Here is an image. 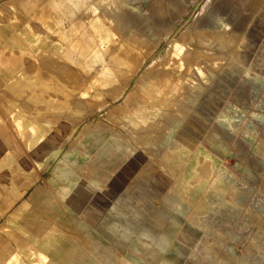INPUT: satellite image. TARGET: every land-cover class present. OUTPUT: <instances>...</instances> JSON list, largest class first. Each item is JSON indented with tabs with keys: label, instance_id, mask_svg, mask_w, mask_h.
<instances>
[{
	"label": "rangeland",
	"instance_id": "1",
	"mask_svg": "<svg viewBox=\"0 0 264 264\" xmlns=\"http://www.w3.org/2000/svg\"><path fill=\"white\" fill-rule=\"evenodd\" d=\"M111 2L108 11L118 17L114 27L120 39L111 44L105 37L97 41L102 56L93 57L86 73L78 60L68 58L63 59L67 67L50 69L61 79L77 71L66 83L74 88L82 85L79 91L88 93L86 104L76 101L70 105L79 110H71L70 131L59 154L70 158L62 166L68 173L63 180L59 178L61 169L55 174L58 159L53 156L46 165L35 163L32 170L15 176L22 198L0 185V208L5 210L0 226L13 227L12 213L24 199L32 202L33 190L40 188L65 198L76 212L73 216L94 231L90 235L105 234L113 221L115 235L132 228L131 236L144 247L141 253L150 264H178L175 258L183 257L180 252L176 257L168 254L177 242L189 253L179 264L195 262L197 251L201 258L196 264L207 263L212 254L217 257L214 264H264V0ZM3 12L11 14L10 9ZM101 16L105 20L104 14ZM39 24L35 28L45 31L47 27ZM16 27L20 32L22 26ZM50 35L58 38L56 32ZM133 35L140 50L122 57L128 63L124 70L120 58L110 55L111 49L132 41ZM175 42L191 50L183 67L174 57ZM52 58L57 55L50 53L46 59L53 62ZM38 64L42 74H50L41 60ZM105 65L115 67V74L106 75ZM27 67L30 70L36 64L29 62ZM199 67L204 75L199 74ZM165 68L175 70L172 80L173 75L183 77L181 89L166 84L171 76L165 78ZM97 72H103L99 79L95 78ZM220 81L228 87L218 89ZM90 82L102 84L99 96H94L97 89L88 92L85 85ZM149 88L160 90L157 97H150ZM3 91L12 93L9 87ZM2 104L0 108L5 109ZM130 113L139 114L143 122L129 124L126 115ZM192 114L203 118V125L191 118ZM102 132L107 135L98 141L95 135ZM109 139L118 145L104 160L99 155L100 145ZM65 185H69V194L59 189ZM86 189H90L88 193ZM79 201L87 202L88 219L93 224L79 214L84 208ZM189 222L208 233L210 251L196 250L189 243ZM26 229L13 230L19 238L6 236L21 246L29 240L23 234ZM72 234L79 232L68 235Z\"/></svg>",
	"mask_w": 264,
	"mask_h": 264
},
{
	"label": "bare ground",
	"instance_id": "2",
	"mask_svg": "<svg viewBox=\"0 0 264 264\" xmlns=\"http://www.w3.org/2000/svg\"><path fill=\"white\" fill-rule=\"evenodd\" d=\"M110 3H112L111 0H93L88 9L91 15L88 16V26L85 27L84 32L77 33V30L79 31L80 27H78L77 30L75 28H71L73 31L71 32L70 36L71 38H75L79 44H72L73 46L67 47L66 49L65 45L60 44L58 41L51 40L48 34L45 33L44 35L42 32L37 33L32 29L26 28L24 31V36L30 46V49L27 51V53L30 59L34 61V64H36V67L32 68L28 73L22 71L17 77L9 80L5 84L3 83L7 79L0 81V95L7 94L8 96H5L6 98L4 99L0 98V103H3L2 105H6L5 109L0 108V185L8 186L10 191L16 194L17 199L22 197L21 193L17 190L15 176L32 170L35 167V163L43 166L47 160L53 156H57L58 163L55 174L58 173V169H61L59 172L61 176L59 178L62 179V177L68 173L67 169L62 168V166L66 164L70 158L60 156L59 154L62 150H60L62 145L61 143L64 137L70 131V118L72 117L71 110H79V108H71L70 105L76 101L86 104V96L88 93L79 91L82 85L74 88L73 86L66 83L68 79H72L77 75V71L76 73L65 76L63 79H61V76H55L52 74L50 69H56L57 66L59 68H63V66L67 67V62H64L63 59L68 58L70 60H78L79 65H81L82 72L86 73V71L90 70L88 67L93 61V57L102 56L103 48L100 47V44L97 43V41H101L103 37H105V42H109L107 44H111V42H116L120 39V35L115 33L114 27L118 23V17L110 15V12L108 11ZM102 14H104L105 20L102 19ZM120 22H122L121 19L119 20V23ZM104 23L106 24V29H103ZM205 33L206 32H204V34ZM208 36H210V34ZM134 40L135 37L133 35L132 41L129 40L127 43L115 45L113 47L116 49H111L110 55H117L120 58V67L124 68V70L126 69L125 67L128 65V63L123 58H128L133 54V52L138 53L140 50L139 44H136ZM88 41H90L89 46L84 47L85 43ZM174 47L175 51L173 53L174 57L176 58V63L180 67H183L186 61L185 56H189L191 54V50L186 49V47L180 42H175ZM120 49L122 50V53ZM50 53L57 55V59L52 58L53 62L46 59L49 57ZM187 58L189 59V57ZM200 58L202 57L200 56ZM39 60H41L45 68H48L50 74L45 75L40 72L42 67L37 62ZM0 61H2L1 56ZM68 62L71 61L68 60ZM46 64L52 66L49 68ZM75 67L70 65V68ZM201 67H199L197 70L199 74L201 73L204 75L200 69ZM180 70L182 69L180 68L178 71ZM105 72L106 75H113L115 74L116 69L115 67L105 65ZM173 73H175L174 69H164L163 75L165 78L169 77L166 76V74L171 76L170 79L166 78V84L170 83L174 89H181L184 84L183 77L173 75L174 79L172 80ZM96 74L97 76L95 78L99 79L101 78L103 72H97ZM225 74H228V72L225 71ZM163 75L162 77L164 78ZM159 76L161 75L159 74ZM109 81L114 82L117 80L111 79ZM85 86L89 87V93L92 90H98V94L94 93V96H99L103 87L100 82H97V85L94 82H90ZM223 86L228 87V83L225 81L218 82V89H223L221 88ZM7 87H9L10 90L12 89L11 94L8 91H3V88ZM188 88H191V86H188ZM53 89L54 91H52ZM159 91V89L149 88L148 92L149 95H151L150 97L155 98L159 94ZM142 105L145 109L146 105ZM43 111L46 112L43 113ZM191 118L197 120L196 122L201 121L200 123L203 125V118L197 116L196 114H192ZM126 120L129 122V124L133 125L138 124V122H143L140 115L135 113L126 115ZM171 121L172 120H170V122ZM129 128H133L132 125H129ZM106 135V132H102V134L95 136L98 138V141H100ZM115 141L111 142L109 139L104 145H102V142L99 151V155L102 159H104L109 154V151L116 150L114 147H117L118 141ZM64 161L66 162L63 163ZM191 167L192 166H190L189 170H192ZM252 170L255 169L253 168ZM257 171L259 172L258 169ZM68 184L70 185V183ZM69 185L60 186L59 189L63 193L69 194ZM197 193L198 192H196L194 198H197ZM72 200L77 199L72 198ZM78 203H80V201ZM83 205L84 204L82 203L79 204L80 207ZM251 207L253 208V206ZM3 212H5V210L0 208V217ZM73 213H76L75 210L70 206L69 202L65 198L58 197L51 192L46 193L40 188L34 189L33 201L28 202L26 199H24L23 202L17 207L15 212L12 213L14 217L12 221L13 227L8 225L0 226V264H64V261L62 262L59 260L62 259V257H59L58 255H50L49 253H57L56 250L58 251V249L64 248L86 247V244H79L67 235L72 233V231L75 233L77 231L79 232V235H84V237L81 236V240L86 243V235H90L94 232H90L91 228L80 219L75 218ZM79 214L85 215L84 208L79 211ZM253 217V219L257 218L255 213ZM258 221H260V219ZM115 226L116 225L114 222V225H109L108 229L104 228L105 232L111 235L110 232L115 231ZM22 228H27L23 231V234L27 235L29 240H26L24 243H22V245L20 244L21 246H15L6 235H17V238H19L18 234L14 233L13 230H22ZM131 231L132 228H125L117 242L119 246L121 248L130 247L134 250H144V247L139 243V240L131 236ZM187 231L189 232L188 235H191L189 238V243L193 246V248L196 247V250L210 251L208 247L209 242L206 236L208 235L207 232H202L199 227L191 222L188 224ZM19 232L22 233V231ZM95 235L98 234L95 233ZM163 238L168 239V235H163ZM101 246L104 247L100 241H97L91 242L89 247L96 248ZM40 247L45 248L48 254L41 251L39 249ZM168 251L169 255L175 257L178 256V251L180 252L183 257L175 258L178 264L187 254H189L186 247H183L178 242L173 244ZM199 254L200 251H197L198 259L195 262H188V264H196L201 258ZM134 258L138 264L142 263L140 257L134 256ZM216 260V255L212 254L207 263L202 262L201 264H214Z\"/></svg>",
	"mask_w": 264,
	"mask_h": 264
},
{
	"label": "crops",
	"instance_id": "3",
	"mask_svg": "<svg viewBox=\"0 0 264 264\" xmlns=\"http://www.w3.org/2000/svg\"><path fill=\"white\" fill-rule=\"evenodd\" d=\"M92 2L93 0H0V11L3 14L0 13V17H3L0 20V56L2 60L0 61V81L7 79L3 83L5 84L17 77L22 71L28 73L31 70L27 67L28 63L34 64L27 53L30 46L24 36L26 28L37 33L42 32L44 35L46 33L51 40L58 41L66 47L73 46L72 44L76 43L79 44L75 38H71L70 35L73 31L71 28L77 30L80 27L77 33L84 32L85 27L88 26V16L91 15L88 9ZM9 9L11 10L10 15L3 12V10L9 11ZM13 18L21 20L20 23L13 20ZM39 23L47 27L44 29L45 31L35 28L34 25H40ZM18 25L22 26L20 32H17L18 27L16 26ZM51 32L58 33V38H52ZM37 62L39 63L40 60ZM166 166L171 172H174V167H171L168 163ZM86 186L89 188V185ZM75 190L77 193L79 192V189ZM86 190L85 193H88L90 189ZM87 202L84 204L85 217H87L85 221L88 224H93L90 221L91 219H88L90 213L87 210ZM91 216L93 217L92 214ZM114 232H110L111 235L107 232L105 234L100 233L101 235H86V243L81 240V236L84 237V235H67L79 244H86V247L58 249V251L56 250L57 253L49 254L62 257L59 260L64 261V264H138L134 256L140 257L141 264H150L151 260H147L140 253L143 249L136 251L132 248H121L117 244L121 235H115ZM97 241H100L104 247H89L91 242ZM39 249L48 254L45 248L40 247Z\"/></svg>",
	"mask_w": 264,
	"mask_h": 264
}]
</instances>
